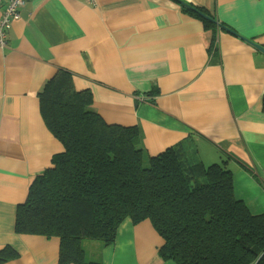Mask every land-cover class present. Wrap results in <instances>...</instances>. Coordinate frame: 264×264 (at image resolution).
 Instances as JSON below:
<instances>
[{"label": "crops", "instance_id": "1", "mask_svg": "<svg viewBox=\"0 0 264 264\" xmlns=\"http://www.w3.org/2000/svg\"><path fill=\"white\" fill-rule=\"evenodd\" d=\"M181 1L226 29L175 0H30L20 10L0 47V249L18 253L5 264H58L56 240L14 232L31 180L62 149L38 98L56 69L90 91L106 123L138 127L150 156L189 136L204 165L229 155L235 198L264 215V55L246 42L264 47V0ZM84 244L102 264H176L158 255L149 221L125 219L106 247Z\"/></svg>", "mask_w": 264, "mask_h": 264}, {"label": "trees", "instance_id": "2", "mask_svg": "<svg viewBox=\"0 0 264 264\" xmlns=\"http://www.w3.org/2000/svg\"><path fill=\"white\" fill-rule=\"evenodd\" d=\"M175 1L213 26L204 10ZM38 98L42 120L62 149L31 180L16 211L17 235L56 240L58 264H102L97 255L87 258L84 242L106 247L125 219L149 221L164 260L264 264V215L235 198L229 155L204 165L191 136L148 155L138 127L106 123L92 108L90 91L76 90L73 75L62 69ZM261 106L264 113V97ZM17 258L13 248L0 249V264Z\"/></svg>", "mask_w": 264, "mask_h": 264}, {"label": "built area", "instance_id": "3", "mask_svg": "<svg viewBox=\"0 0 264 264\" xmlns=\"http://www.w3.org/2000/svg\"><path fill=\"white\" fill-rule=\"evenodd\" d=\"M30 0H0V47H6L7 33L14 20L18 19L20 10Z\"/></svg>", "mask_w": 264, "mask_h": 264}, {"label": "water", "instance_id": "4", "mask_svg": "<svg viewBox=\"0 0 264 264\" xmlns=\"http://www.w3.org/2000/svg\"><path fill=\"white\" fill-rule=\"evenodd\" d=\"M204 18H206V19H208V17H205L204 16ZM215 24H217L220 28H223V29H226V28H224L223 26H221L220 24H218L216 21H213ZM228 32H230V31H228ZM230 33H232L233 34V32H230ZM240 38V37H239ZM246 42H248L250 45H252L257 51H259L260 53H262L263 55H264V47H262L261 45H258V44H256V43H253V42H251V41H246Z\"/></svg>", "mask_w": 264, "mask_h": 264}, {"label": "rangeland", "instance_id": "5", "mask_svg": "<svg viewBox=\"0 0 264 264\" xmlns=\"http://www.w3.org/2000/svg\"><path fill=\"white\" fill-rule=\"evenodd\" d=\"M86 242H87V241H86ZM84 243H85V242H84ZM84 243H83V248H84V250H85L86 252H88V253H87V254H88V255H87V258H91V257H88V256H89V253H91V252H90V249L87 248V247H86V244H84ZM92 258H93V256H92ZM92 258H91V259H92Z\"/></svg>", "mask_w": 264, "mask_h": 264}]
</instances>
